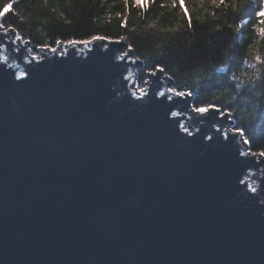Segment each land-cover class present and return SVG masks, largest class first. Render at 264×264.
<instances>
[{
    "label": "water",
    "instance_id": "obj_1",
    "mask_svg": "<svg viewBox=\"0 0 264 264\" xmlns=\"http://www.w3.org/2000/svg\"><path fill=\"white\" fill-rule=\"evenodd\" d=\"M16 36L0 29V264H264V157L228 113L158 69L137 92L123 41Z\"/></svg>",
    "mask_w": 264,
    "mask_h": 264
},
{
    "label": "trees",
    "instance_id": "obj_2",
    "mask_svg": "<svg viewBox=\"0 0 264 264\" xmlns=\"http://www.w3.org/2000/svg\"><path fill=\"white\" fill-rule=\"evenodd\" d=\"M3 3L12 9L0 23L33 47L93 37L131 45L140 87L159 65L171 88L192 93L193 109L215 105L234 131L243 129L251 153L264 150L261 0H149L145 7L134 0H0V10Z\"/></svg>",
    "mask_w": 264,
    "mask_h": 264
},
{
    "label": "snow or ice",
    "instance_id": "obj_3",
    "mask_svg": "<svg viewBox=\"0 0 264 264\" xmlns=\"http://www.w3.org/2000/svg\"><path fill=\"white\" fill-rule=\"evenodd\" d=\"M12 2L14 3L15 0H12ZM152 3L155 2V0H151ZM215 2V0H214ZM262 3H264V0H261ZM124 3L125 5L128 4V0H124ZM149 3V0H143V3H142V0H134V4L136 6H140V7H145L147 4ZM225 3V0H219V3L217 4V6H219L220 4H223ZM236 5H233V7H235ZM241 6H243V4H241ZM12 9V3H3L2 5V10H0V21H2L4 19V17L8 14V12ZM187 14V13H185ZM255 15L259 18V23L260 24H264V7H261L259 11H257L255 13ZM245 22L244 21H241V26L244 24ZM188 24H189V27H191V18L189 17L188 19ZM0 29H4L5 31V34H7V32L9 31V28H6L5 25L3 23H0ZM11 31H13L14 33V29H11ZM258 31L264 35V28H259ZM17 40L21 39L19 36H16L15 37ZM95 39H105L104 37H93V40ZM25 44L28 43V41H24ZM68 43H75L74 41H69ZM81 43H85V44H90L92 43L91 40L89 41H81ZM39 47L41 48H44L46 46L44 45H39ZM129 49L131 50V45H129ZM52 51H55V49H52ZM35 59V57H34ZM257 60H259V57L256 58ZM157 69L158 71L160 72H163L164 69L162 67H159V65H157ZM221 71H224V69H221ZM154 74V73H153ZM23 75V74H22ZM239 87V85H237ZM139 91L143 94L145 92V89L141 88L139 89ZM170 92L174 93L175 95H179L181 97L185 96V95H192V93L189 91V92H183V91H180V92H177L176 89L174 88H170L169 89ZM160 95H164V93H160ZM210 108H215V110L217 112H220V109L219 108H216L215 105H208V106H203V107H196L194 108V111L197 112V113H206L209 111ZM175 115V113H174ZM185 131H187V129H185ZM236 132H239L241 134V136H243V129H235ZM225 136H227V133H225ZM244 143H249L248 139L247 138H244ZM253 155H259L261 157H264V150H261L259 153H251Z\"/></svg>",
    "mask_w": 264,
    "mask_h": 264
},
{
    "label": "rangeland",
    "instance_id": "obj_4",
    "mask_svg": "<svg viewBox=\"0 0 264 264\" xmlns=\"http://www.w3.org/2000/svg\"><path fill=\"white\" fill-rule=\"evenodd\" d=\"M263 7H264V3H263ZM58 44H59V43H58ZM58 44H57V46H56L55 48H53V49H56V48L58 47ZM50 49H51V48H50ZM30 51H31V53H32L33 55H37V52L33 51L32 49H30ZM125 51H126V50H124L121 54H124ZM139 65H140V66L134 70V71H135V74H134V78L132 79V85L136 88V91H137V92H140L139 89H141V88H145V87H146V84H147V81H148V77H147V80L144 82L143 86H142V87L139 86V83L137 82V76H136V72H137V70L141 67V64H139ZM229 130L234 131V129H233V124L229 127Z\"/></svg>",
    "mask_w": 264,
    "mask_h": 264
},
{
    "label": "bare ground",
    "instance_id": "obj_5",
    "mask_svg": "<svg viewBox=\"0 0 264 264\" xmlns=\"http://www.w3.org/2000/svg\"><path fill=\"white\" fill-rule=\"evenodd\" d=\"M78 43H80V42H78ZM89 45H90V44H85L84 47H88ZM128 57H129L130 59H133V58H131V54H130V53H129ZM137 65H138V63H135V64L133 65V69H134V70L137 68ZM133 76H134V73H133Z\"/></svg>",
    "mask_w": 264,
    "mask_h": 264
}]
</instances>
